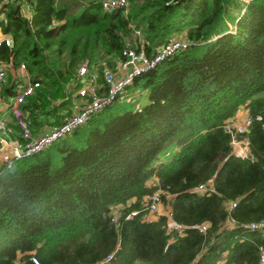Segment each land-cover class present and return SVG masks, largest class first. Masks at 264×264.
<instances>
[{
    "label": "trees",
    "instance_id": "1",
    "mask_svg": "<svg viewBox=\"0 0 264 264\" xmlns=\"http://www.w3.org/2000/svg\"><path fill=\"white\" fill-rule=\"evenodd\" d=\"M0 2L12 39L0 59L25 62L41 82L22 105L33 134L69 109L81 62L98 65L99 82L115 70L130 24L148 55L176 33L190 42L134 79L144 106L110 104L0 165V264H34L32 255L38 264H260L264 231L242 224L264 220V0H129L127 15L99 0ZM241 107L249 123L237 136L252 157L234 154L235 130L225 129ZM210 178L213 191H195ZM156 192L182 234L166 233L164 215L147 217Z\"/></svg>",
    "mask_w": 264,
    "mask_h": 264
},
{
    "label": "built area",
    "instance_id": "2",
    "mask_svg": "<svg viewBox=\"0 0 264 264\" xmlns=\"http://www.w3.org/2000/svg\"><path fill=\"white\" fill-rule=\"evenodd\" d=\"M99 2L106 12L122 11L125 15L128 13L129 0H99ZM2 3L0 2V9ZM0 22L2 24L7 23L5 14L1 11ZM130 27L132 40L125 39L122 49L124 59H115V70L104 68L103 81L99 82L98 65L88 60L81 62L76 68L75 81H72L73 85H70L68 89V92H70L72 86L76 87V92L71 95L69 109H63L57 122L50 126L45 125L35 134L32 133L29 126V111L22 108V105L26 103L29 96L35 94L41 86V82L40 80L31 79L25 62L22 61L18 66H14L11 60L0 59V107L4 105V113L0 116V160L5 168H10L15 159L45 149L57 139L85 124L92 114L102 110L114 101L133 102L134 98L130 94L129 86H131L134 79L145 71L152 69L166 57L190 45L189 40L182 33L173 34L166 43L160 45L154 53L148 55L143 45L142 29L132 24H130ZM4 45L7 47L12 46L10 35H3L0 38V48ZM9 82L14 84L13 93L4 97L2 91ZM139 105V103H135L134 107L138 109ZM11 119L14 127L10 125ZM225 129L231 131L233 127L227 123ZM248 147V141H246V153L244 155L236 153L235 155L242 158L252 157ZM213 190L212 178L195 187V191L198 193ZM235 206L236 202L231 201L228 209L232 210ZM146 207L149 213L157 214V216L158 214L164 215L167 218V234L183 232L185 226L173 219L171 210L166 209V207L163 208L162 200L157 192L149 197ZM160 208H163L161 213L159 212ZM131 216L130 214L127 218ZM226 224L228 226L234 224L229 216ZM242 225L248 229L264 231V220ZM208 227V223L196 226L198 231L203 234ZM109 258H111V255L107 259ZM31 260L34 264H38V259L34 255L31 256ZM259 263L264 264V247L260 251Z\"/></svg>",
    "mask_w": 264,
    "mask_h": 264
},
{
    "label": "rangeland",
    "instance_id": "3",
    "mask_svg": "<svg viewBox=\"0 0 264 264\" xmlns=\"http://www.w3.org/2000/svg\"><path fill=\"white\" fill-rule=\"evenodd\" d=\"M21 9H23L24 13L27 12V10H29L28 6L25 5V4L22 5ZM176 34H180V33H176ZM128 39L132 40V36L129 35ZM71 88H75V86L74 87L72 86ZM68 89H69V86H68ZM129 90H130V94H132V97L134 98L133 102H129L128 103V102H125V101H121V102L114 101L112 103V105L116 106V107H120V108L132 109L134 107L135 103H139L141 106H144L145 104L148 103V94H147L146 91H144L143 88H141V86L133 85V86L129 87ZM69 91H70L69 93H71V95L76 92V91H73V90H69ZM5 109H7V108H5ZM242 109H244V110H242ZM3 113H4V105L0 107V116H2ZM246 114H247V110L244 107H241L238 110V112L235 115V117L228 122V124H231L233 129L235 130L234 141L232 142V147H233L234 154L240 153L241 155H244L246 153V151H247V149H246V141H248L247 138L246 137H238L237 136V133L245 132L246 129H247V125H248L247 116L248 115H246ZM52 119L53 118L50 119L51 122H49L48 125L53 124L52 121H54V120H52ZM10 125L12 127H14L12 119H11V124ZM248 149H249V147H248ZM158 159L164 160L165 157L161 154V155L158 156ZM1 164L2 163H1V160H0V165ZM152 180H154V179H152ZM162 206H163V208L165 207V204L163 202H162ZM163 208L162 209L160 208V211H159L160 213L162 212ZM147 217L151 218V219H152V217H154V218L157 219V214H153V213H149L148 212L147 213ZM182 233L183 232H179V234H182Z\"/></svg>",
    "mask_w": 264,
    "mask_h": 264
},
{
    "label": "crops",
    "instance_id": "4",
    "mask_svg": "<svg viewBox=\"0 0 264 264\" xmlns=\"http://www.w3.org/2000/svg\"><path fill=\"white\" fill-rule=\"evenodd\" d=\"M22 13L25 15V16H27V17H30L31 16V13L29 12V10H27V12H25L24 13V11H23V9H22ZM182 34H183V36H185L186 37V35H185V32H182ZM3 35H5V34H3L2 33V31H1V29H0V38L3 36ZM63 110V109H62ZM61 110V111H62ZM242 110H244V109H242ZM61 111L59 112V115L61 116ZM247 115V114H246ZM247 118H248V116H247ZM52 120H54V119H52ZM45 126V125H44ZM44 126H42V127H44ZM41 127V128H42ZM41 128L39 129V130H41ZM150 220H156V218H154V217H152V219L151 218H149Z\"/></svg>",
    "mask_w": 264,
    "mask_h": 264
},
{
    "label": "bare ground",
    "instance_id": "5",
    "mask_svg": "<svg viewBox=\"0 0 264 264\" xmlns=\"http://www.w3.org/2000/svg\"><path fill=\"white\" fill-rule=\"evenodd\" d=\"M211 193V192H210Z\"/></svg>",
    "mask_w": 264,
    "mask_h": 264
}]
</instances>
